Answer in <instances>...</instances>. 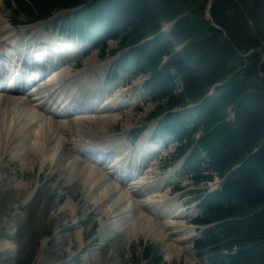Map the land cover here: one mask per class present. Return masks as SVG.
Here are the masks:
<instances>
[{
  "label": "trees",
  "instance_id": "trees-1",
  "mask_svg": "<svg viewBox=\"0 0 264 264\" xmlns=\"http://www.w3.org/2000/svg\"><path fill=\"white\" fill-rule=\"evenodd\" d=\"M208 1L11 0L15 13L28 22L85 5L66 15L62 27L69 24L100 39L103 54L109 41L117 45L113 54L129 48L119 65L133 69L135 76H151L144 85L158 103L155 114L183 108L169 113L158 129L178 141L173 162L200 134L184 170L193 184L225 178L211 194L193 192L204 212L195 223L215 224L203 231L196 250L211 264H264V0H213L211 16L227 37L205 18ZM176 18L168 33L161 31L164 22ZM176 77L182 83L179 94ZM215 85V94L207 96ZM187 100L194 108H186ZM229 108L234 112L231 122L226 121ZM144 256L151 264L160 262L150 249Z\"/></svg>",
  "mask_w": 264,
  "mask_h": 264
},
{
  "label": "bare ground",
  "instance_id": "bare-ground-1",
  "mask_svg": "<svg viewBox=\"0 0 264 264\" xmlns=\"http://www.w3.org/2000/svg\"><path fill=\"white\" fill-rule=\"evenodd\" d=\"M43 27L37 24L33 37L25 39L23 31L16 32L0 15V54L6 56L5 61H22L24 47L41 36ZM74 57L68 53L55 57L57 65L27 89L14 88L12 83L4 86L9 81L0 77V151L11 153L22 163L31 159H38L42 166L51 163L68 169L70 180H83L91 192L89 199L110 215L107 222H101L105 239L114 228H120L129 241L141 236L160 240L168 260L186 255L193 263L188 244L195 235L184 222L188 214L169 196L168 181L152 162L156 145L151 152L146 150L147 131L139 144L131 147L125 135H105L120 118L117 113L127 106L90 85L84 79L87 71L72 75L69 62ZM101 149L109 151L102 155ZM72 204L70 199L65 207L72 208ZM173 237L176 240L168 242ZM9 246L1 241L0 251Z\"/></svg>",
  "mask_w": 264,
  "mask_h": 264
},
{
  "label": "rangeland",
  "instance_id": "rangeland-1",
  "mask_svg": "<svg viewBox=\"0 0 264 264\" xmlns=\"http://www.w3.org/2000/svg\"><path fill=\"white\" fill-rule=\"evenodd\" d=\"M189 10L187 7L186 11ZM0 15L8 19L10 23L15 18V9L11 0H0ZM205 18L209 19L206 12ZM19 19L25 21L23 17ZM51 25L52 23L47 24L46 35L52 36L54 33ZM166 25L167 23H163L164 30ZM18 28L13 29L18 33L23 31ZM74 40L81 41L80 45L91 44L81 38L78 40L74 38ZM106 47V53L103 55V51L94 50L88 56L78 60H75L78 58L77 55L70 53L75 57L69 64L81 67L90 66L92 62V68L100 70L102 65L95 58L103 62L110 60L112 55L109 53L116 48V43L109 42ZM234 65L239 68L238 63L234 62ZM91 66L84 70L88 72ZM125 72H121L125 77L114 83L106 82L107 70L92 71L91 79H89L99 90L106 91L108 97L113 100L118 98L119 102L127 106L126 110L117 113L120 118L108 127L105 135H125L126 143L134 142L135 144L143 137L141 133H137L139 128L151 125L154 130L153 124L156 122L152 121L151 117L157 116L158 113H155L158 104L147 100V95L142 90L143 79L131 80ZM71 74L75 73L72 71ZM152 130H150L151 133ZM147 132L146 137L150 139V133ZM153 139L155 138H152V142L157 141V149L153 151L154 161L152 162L158 166L161 177L167 179L166 188L170 193L169 196L175 198L176 205L188 214L184 222L195 235L188 244L192 252V260L194 259L193 263L186 260V255L180 259L168 260L160 240L146 239L141 236L129 241L120 228H114L113 234L105 239L106 237L101 236V222H107L110 215L105 207L98 209L96 203L89 199L91 192L83 180L80 178L70 180L68 169L55 168L51 163L42 166L38 159L26 160L22 163L14 159L11 153L2 154L0 151V242L6 241L10 245L9 248L0 251V264H18L20 261H27V264H151L150 258L144 256L147 249L160 258L159 263L152 264H195L198 254L192 243L196 235L197 239L201 237L203 229L194 223L195 219L202 214L197 203L194 202L195 196L190 193L196 187L192 185L191 180L182 176L179 164L178 168L173 166L170 169L171 172L163 169V166L172 159L175 149L174 138L164 139L163 143L159 139ZM130 143L127 144L129 147L134 146ZM159 146H161L160 150ZM30 157L33 158L34 155L30 154ZM171 174L175 175L171 176ZM31 195L33 197L28 201ZM70 198L73 201L72 208H66L65 204ZM174 240H176L175 237L170 238L168 242ZM196 264L210 263L207 259H202Z\"/></svg>",
  "mask_w": 264,
  "mask_h": 264
},
{
  "label": "water",
  "instance_id": "water-1",
  "mask_svg": "<svg viewBox=\"0 0 264 264\" xmlns=\"http://www.w3.org/2000/svg\"><path fill=\"white\" fill-rule=\"evenodd\" d=\"M212 1L213 0H209V2H208V6H207V10H206V13H207V15L211 18V24L215 27V28H217V29H220L218 26H216V24L214 23V20H213V18H212V16H211V13H210V8H211V5H212ZM221 30V29H220ZM223 31V34L227 37V33H226V31L225 30H222ZM253 51H251V52H249L248 54H246L245 56H248L250 53H252Z\"/></svg>",
  "mask_w": 264,
  "mask_h": 264
}]
</instances>
